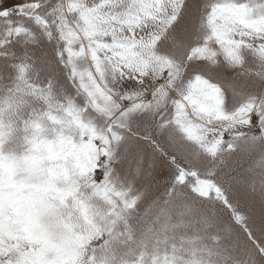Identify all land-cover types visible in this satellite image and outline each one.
Masks as SVG:
<instances>
[{
  "label": "snow or ice",
  "instance_id": "obj_1",
  "mask_svg": "<svg viewBox=\"0 0 264 264\" xmlns=\"http://www.w3.org/2000/svg\"><path fill=\"white\" fill-rule=\"evenodd\" d=\"M0 264H264V0H0Z\"/></svg>",
  "mask_w": 264,
  "mask_h": 264
}]
</instances>
